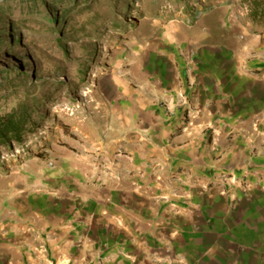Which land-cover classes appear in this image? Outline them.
<instances>
[{"label":"crops","instance_id":"obj_1","mask_svg":"<svg viewBox=\"0 0 264 264\" xmlns=\"http://www.w3.org/2000/svg\"><path fill=\"white\" fill-rule=\"evenodd\" d=\"M244 20L123 53L53 167L6 190L0 264H264V30Z\"/></svg>","mask_w":264,"mask_h":264},{"label":"rangeland","instance_id":"obj_2","mask_svg":"<svg viewBox=\"0 0 264 264\" xmlns=\"http://www.w3.org/2000/svg\"><path fill=\"white\" fill-rule=\"evenodd\" d=\"M0 4L9 14L5 16L0 10V20H9L0 24L7 33L1 35L7 37V42L0 47V69L7 70L6 75L12 74L11 69L24 70L34 83L28 94L40 97L37 108L22 124L19 142H10L0 149V204L6 190L21 174L33 171L41 163L48 167L57 146L65 145L67 138H76L74 129L80 126L92 99L100 92L104 76L123 53L131 57L136 44L151 39L157 32H218V27L228 30L234 21H245L249 8L247 0H94L91 9L80 16L68 10L64 27H76L84 18L95 19L93 25L86 26L90 32L87 39L66 35L67 29L66 33L61 31L60 36L65 33L62 52L50 39L59 35L24 32L18 29L20 24L14 25L13 30L22 42L9 48L16 40L15 35L10 37V23L26 17L20 15L23 9H17L19 1L0 0ZM43 8L37 5L40 13L30 16L34 18L27 22L39 20L46 25L44 28L51 27ZM51 10L53 6H49ZM25 26L38 28L36 23ZM256 29L264 30L258 26ZM23 95L1 97L0 112L10 110ZM54 105L58 107L56 112Z\"/></svg>","mask_w":264,"mask_h":264},{"label":"trees","instance_id":"obj_3","mask_svg":"<svg viewBox=\"0 0 264 264\" xmlns=\"http://www.w3.org/2000/svg\"><path fill=\"white\" fill-rule=\"evenodd\" d=\"M19 1L18 10L23 12L20 14L26 18H18L16 22L10 23L11 32L10 37L13 38L14 35L16 36V40L9 48H15L20 42H22L19 38V33L13 30V26L16 24H20L19 30L21 29L24 32H36L40 34H55L59 35L60 32H65L67 29L68 36L70 35H79L82 39H87L90 37V32H87L86 26L93 25L92 21L95 19L94 17L84 18V22L76 27L74 25H70L69 28L64 22L68 20V10L74 11L76 15L80 16L84 11H89L94 0H16ZM88 1V2H87ZM248 1V13L246 15V21L252 23L260 28H264V0H247ZM85 3V4H84ZM37 5L45 7L42 11H46L47 19L51 27L44 28L46 25L44 23L39 22H27L29 19H33L34 16L37 15L39 12L37 9ZM79 5H82L81 7ZM49 6H53V10L49 11ZM115 3H113V8L115 7ZM26 9V11L24 10ZM0 10L4 11L5 16L9 15L5 8H3L2 4H0ZM41 11V12H42ZM40 13V12H39ZM29 17H28V16ZM72 17V15L70 16ZM44 19V18H43ZM98 19H96L97 22ZM5 21L8 22L9 20H5L2 18L0 20V24H5ZM38 21V22H37ZM95 22V24H96ZM25 23H36L38 28L33 29L28 26H25ZM53 24V25H52ZM55 24V25H54ZM117 25L114 24V27ZM2 27L0 28V47L3 42H7V37H3L1 35H7L6 32H3ZM65 32V33H66ZM65 33L61 34V36H57L56 38H50L56 42V46L58 49L65 51V48L62 47V40L65 38ZM22 35L21 38H23ZM71 38V37H70ZM73 38H71L72 40ZM4 45V44H3ZM7 47V46H6ZM8 48V49H9ZM7 49V50H8ZM6 50V51H7ZM8 72L7 70H5ZM11 69L10 72L6 75V72L3 69H0V98L3 97H13L18 96V93L24 94L22 98L17 99V103L15 106L7 110L6 112H0V149H4L10 145V142L18 143L20 137L23 133L22 124L26 122V118L28 120V116L31 112H34L37 108L39 103L40 97L37 96H30V93L33 89L34 83L31 81L29 75L25 73L24 70L21 71H14ZM27 80V81H26ZM9 89H13L12 91H8ZM18 89L19 91H17ZM3 92H6L4 94ZM12 92V93H11ZM3 93V94H2Z\"/></svg>","mask_w":264,"mask_h":264},{"label":"built area","instance_id":"obj_4","mask_svg":"<svg viewBox=\"0 0 264 264\" xmlns=\"http://www.w3.org/2000/svg\"><path fill=\"white\" fill-rule=\"evenodd\" d=\"M181 103H182V104H184V103H185V101H183V100H182V102H181ZM48 167H49V168H51V167H53V165H52L51 163H48Z\"/></svg>","mask_w":264,"mask_h":264},{"label":"bare ground","instance_id":"obj_5","mask_svg":"<svg viewBox=\"0 0 264 264\" xmlns=\"http://www.w3.org/2000/svg\"><path fill=\"white\" fill-rule=\"evenodd\" d=\"M55 112L58 110V107L56 105H54V109Z\"/></svg>","mask_w":264,"mask_h":264}]
</instances>
